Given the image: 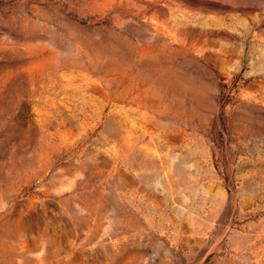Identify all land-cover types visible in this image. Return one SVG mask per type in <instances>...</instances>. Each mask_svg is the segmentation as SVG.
Returning <instances> with one entry per match:
<instances>
[{"label": "rangeland", "instance_id": "374dc122", "mask_svg": "<svg viewBox=\"0 0 264 264\" xmlns=\"http://www.w3.org/2000/svg\"><path fill=\"white\" fill-rule=\"evenodd\" d=\"M0 264H264V0H0Z\"/></svg>", "mask_w": 264, "mask_h": 264}]
</instances>
